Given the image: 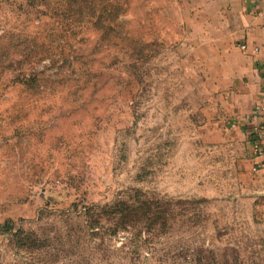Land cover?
Here are the masks:
<instances>
[{"label": "rangeland", "instance_id": "1", "mask_svg": "<svg viewBox=\"0 0 264 264\" xmlns=\"http://www.w3.org/2000/svg\"><path fill=\"white\" fill-rule=\"evenodd\" d=\"M24 1L0 0V264H264L243 39L221 8L119 0L104 37L56 16L89 0ZM135 199L153 222L82 215Z\"/></svg>", "mask_w": 264, "mask_h": 264}, {"label": "crops", "instance_id": "2", "mask_svg": "<svg viewBox=\"0 0 264 264\" xmlns=\"http://www.w3.org/2000/svg\"><path fill=\"white\" fill-rule=\"evenodd\" d=\"M215 3L248 45L249 50L244 52L245 74L239 79L244 90L238 98L244 100V104L242 101V112L238 118L244 120L249 128L246 132L249 133L250 127L258 119L254 107L257 103H264V0H208L207 7ZM254 47L257 48L256 52L253 51ZM262 148L264 149V142ZM251 161L253 164L260 163L259 177L264 179V154L251 156Z\"/></svg>", "mask_w": 264, "mask_h": 264}, {"label": "trees", "instance_id": "3", "mask_svg": "<svg viewBox=\"0 0 264 264\" xmlns=\"http://www.w3.org/2000/svg\"><path fill=\"white\" fill-rule=\"evenodd\" d=\"M48 0H25L23 3H25V6L30 7V10H35L37 12H40L41 14H45V11H41L40 10V6H42V4H45ZM79 1V0H75L72 3ZM83 2H88V0H80ZM100 2H102L103 4L101 6ZM120 3L119 0H89L88 3H82L79 6H77L75 9L70 10L69 12H65L64 13V9L58 13V15H56V13L58 11H60L59 7H56L55 9H53V13L56 16H63L66 14H77L78 15H82V16H89L90 18L95 17L96 22L100 21L102 26L100 27L97 23V25L99 26L98 28H100L99 30H101V35L102 36H107L108 33H110V30L113 31L114 27H115V23L112 20H108V18L104 17V15L109 16L112 13H119L120 11ZM107 20V21H106ZM76 20L71 19V17H66V19H63L61 23H63V27L61 28L62 31H64V33H68V34H72L73 35V30H74V26H76L77 24L75 23ZM96 25V23H95ZM118 25V24H116ZM30 52L32 50V53H30V57H32V61L36 60V59H41V48L40 50L38 48H36L33 44L34 42L31 40L30 41ZM39 57V58H37ZM23 84L25 85H33L35 83V77H31V78H25L22 81ZM74 205L75 208H78V205L76 203H72ZM149 203L144 200V199H135L133 201H126V200H119L117 202H115L112 205L109 206H104L107 207L105 208V210L101 209H97L94 207V205H83L84 207V211L82 213V215L85 217V221L87 222V225L89 227H94L98 221L96 216H105L107 219L113 221L115 223V228L121 225H135L136 223H141V217L149 220L150 223L151 221L153 222V217H152V213L150 214V210L149 209ZM8 225V223H7ZM0 227H3L2 225H0ZM31 240V242H35L36 239H32L29 238Z\"/></svg>", "mask_w": 264, "mask_h": 264}, {"label": "built area", "instance_id": "4", "mask_svg": "<svg viewBox=\"0 0 264 264\" xmlns=\"http://www.w3.org/2000/svg\"><path fill=\"white\" fill-rule=\"evenodd\" d=\"M240 49L244 52L248 51L247 43H241ZM253 51L256 52L257 48L254 47ZM254 112L257 113L258 119L250 127L248 136L251 143L252 157H257L264 154V149L262 148V142H264V103H257L254 107ZM260 167V163H256L253 166V170H258Z\"/></svg>", "mask_w": 264, "mask_h": 264}]
</instances>
